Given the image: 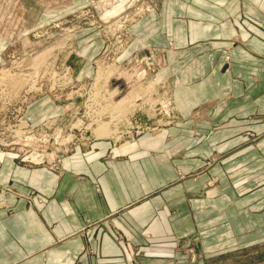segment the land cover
Listing matches in <instances>:
<instances>
[{"label":"crops","instance_id":"1","mask_svg":"<svg viewBox=\"0 0 264 264\" xmlns=\"http://www.w3.org/2000/svg\"><path fill=\"white\" fill-rule=\"evenodd\" d=\"M160 4L133 29L164 49L185 122L77 146L60 173L5 157L0 186L35 196L0 193L13 210L0 215V264H176L200 228L264 243V0ZM213 177L218 188L200 191ZM201 238L206 256L223 252V236Z\"/></svg>","mask_w":264,"mask_h":264},{"label":"rangeland","instance_id":"2","mask_svg":"<svg viewBox=\"0 0 264 264\" xmlns=\"http://www.w3.org/2000/svg\"><path fill=\"white\" fill-rule=\"evenodd\" d=\"M161 1L0 0V163L12 157L60 173L63 157L77 146L101 139L114 147L134 144L144 133L185 122L172 97L164 49L133 29L159 11ZM121 97L122 107L114 110ZM96 117L110 122V135L94 132ZM202 170L180 174L179 180L196 178ZM219 184L213 177L200 191ZM2 192L24 196L28 203L35 196L10 186H0ZM12 211L0 199V215ZM209 230L197 229L177 245L176 264H264V243H244L252 239L246 237L249 229ZM204 235L223 236V252L217 253L219 243L211 244L206 256Z\"/></svg>","mask_w":264,"mask_h":264},{"label":"bare ground","instance_id":"3","mask_svg":"<svg viewBox=\"0 0 264 264\" xmlns=\"http://www.w3.org/2000/svg\"><path fill=\"white\" fill-rule=\"evenodd\" d=\"M130 81V80H129ZM132 82V81H131ZM116 83V82H115ZM128 83V82H127ZM115 85V84H114ZM126 86H127V84H126ZM117 89L118 88H115L114 90H111L112 92H111V94H115V91L117 92ZM118 91H120V90H118ZM121 91H122V89H121ZM120 91V92H121ZM117 94V93H116ZM134 95H136V94H134ZM124 98L125 97H121L120 99V101L119 102H117L116 104H114L113 105V109L115 110V108L117 109V110H119V108H121L122 107V105H123V100H124ZM95 104V103H94ZM94 107V106H93ZM95 110V109H94ZM103 110L104 109H102V108H100L99 110H95L94 112H97L98 114H97V116H99L100 114H102V112H103ZM105 113V112H104ZM119 113V112H118ZM95 115H96V113H95ZM113 117H115V116H113ZM94 120H97V126L95 127V129H94V132H96L98 135H100V136H102V135H110V132H111V128H110V122H108V121H102V120H99V119H97V117L96 118H93ZM111 119H112V117H111ZM113 121V120H112ZM114 127V126H113ZM113 130V129H112ZM115 130V129H114ZM112 133L113 134H116V132L115 131H112ZM97 135V136H98ZM116 136V135H115Z\"/></svg>","mask_w":264,"mask_h":264}]
</instances>
